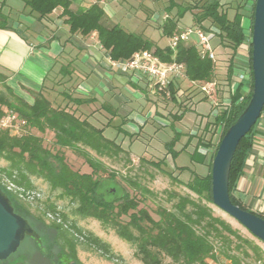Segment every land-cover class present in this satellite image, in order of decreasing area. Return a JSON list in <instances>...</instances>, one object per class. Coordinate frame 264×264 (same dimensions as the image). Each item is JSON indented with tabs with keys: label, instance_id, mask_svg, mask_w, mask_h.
Wrapping results in <instances>:
<instances>
[{
	"label": "trees",
	"instance_id": "trees-1",
	"mask_svg": "<svg viewBox=\"0 0 264 264\" xmlns=\"http://www.w3.org/2000/svg\"><path fill=\"white\" fill-rule=\"evenodd\" d=\"M20 1L23 3L25 13L35 16L39 20L46 18L53 10L61 9L60 16L63 17L72 37L76 35L80 38H86L95 33L104 53L113 60L124 61L129 59L135 52L153 50L162 61L168 62L174 58L176 62L182 63L186 77L184 81H187L189 85L180 89L184 97L181 105L185 107L181 108V112L176 111L173 114L175 121L181 120L187 109L186 106L192 102V100L189 101L192 98L191 92L197 86L192 85L191 82L214 81L217 94L223 97L230 93L234 55L245 41V33L241 25L245 0H236L233 5H228L227 2L220 3L219 0H203L200 4L198 2L189 7H180L176 5L174 0H168L167 12L170 13L173 8L177 10L174 16L168 15L161 23L162 34L170 37L178 29L179 19L187 11L196 10L192 13V21L196 26L205 31L215 28L217 32L214 33L212 38L217 39L218 46L230 50L225 53L222 60H218L215 55L214 59L202 57L192 41L178 43L174 50L169 46L165 48L157 47L140 35L125 31L118 24L108 23L103 8L96 2L85 7L81 5L73 6V0ZM254 5L255 0L251 7V24ZM230 9L234 11L232 17L227 14ZM0 19L6 24L5 17L0 15ZM80 52V46L75 43L71 51L56 57V67L47 75V84L43 85L39 92H29L32 102L21 99L8 86L0 85V109L5 108L14 111L26 121L23 131H28L25 134L10 135L7 130L0 128V157L8 161L10 167L9 171H2L9 178H12L11 173L13 171H17L20 176L19 180H12L26 188L31 187V185L27 175L23 174V169L31 175L43 178L52 189H59L62 197L70 198L72 202L76 203V207L72 211L74 217L79 219L92 218L103 226L110 227L120 239L135 248L134 256L142 264H167L165 259H169L176 264H210L209 261L214 260L211 237L218 236L222 238L223 231L237 236L236 231L232 230L228 223L219 217L213 216L212 210L207 204H212L211 164L218 144L226 130L243 111L251 96L253 83L251 43L248 51V62L251 70L250 82L247 85L248 92L244 94L243 85L238 84L234 94L230 96L231 106L221 107L217 115L209 118L203 127V130L210 132L213 129L215 130L216 126L222 125L219 142L207 163L206 174L199 175L191 172L192 178L190 181L180 182L189 192L196 195L198 200L191 199L189 195L179 196L174 204V210L162 208L156 210L157 220H154L144 207H139L140 199L131 196L114 184L113 175L108 174L107 178L103 177V172H105L103 164L95 160L88 151L81 147L88 148L98 155L109 153L115 155L125 152L120 144L104 136L105 126L110 125L113 120L112 117L107 118L103 128H100L99 125L92 123L90 120L93 116L90 115L91 113H89V116H85L82 113L83 110L80 109L84 106L88 108L94 102V98L82 97L76 92V86L81 79L79 74H76ZM218 61L225 62L224 78L219 79V81L216 79L219 75ZM177 83L170 86L172 92L178 88ZM196 89L195 93H202L199 87ZM242 96L243 100L235 105V101ZM204 98L206 97L204 96ZM101 106L106 110V105ZM100 110L97 112L99 113ZM258 121L239 142L233 155L228 180L231 202L251 213L254 212L234 198L233 191L242 175L245 159L251 151ZM32 129L40 134L46 131L52 132L56 151L52 152L48 149L43 144L41 136L30 132ZM179 139V134H176L165 144L168 154L172 158L177 156L173 146ZM205 140L202 137L197 139L195 149L190 154L192 162L205 164V154L202 153L201 149L208 148L211 144L210 139ZM64 148H68L81 156L91 171L88 173L73 171L65 162L62 153ZM138 160L142 163L146 162L143 158H138ZM146 163L157 169H161V166H163V161H147ZM181 168L189 170L188 167ZM173 178L177 181L176 177ZM130 184L133 188L141 189V186H138L134 181H130ZM142 190L144 193L148 192L144 188ZM0 191L8 198L14 211L30 224L28 220L29 211L24 203L1 185ZM48 207L50 208V206ZM50 211L54 212V208L51 207ZM256 215L264 219L263 215ZM61 217L62 224L67 222L66 215H61ZM36 219L40 221L39 218ZM62 224L52 222L49 227L56 233L57 241H63L58 244L60 254H66L64 251L65 246H68L74 253V234L81 235L82 232L74 223L69 228H64ZM70 230H73V232L71 233ZM86 241L90 246L95 247L96 250L101 251L103 255L110 258L108 245L99 238L89 234L86 236ZM243 242L249 248H253V242L247 239H244ZM69 256L70 258L66 257L68 264H80L74 255ZM233 264H237V262L234 261Z\"/></svg>",
	"mask_w": 264,
	"mask_h": 264
},
{
	"label": "rangeland",
	"instance_id": "rangeland-1",
	"mask_svg": "<svg viewBox=\"0 0 264 264\" xmlns=\"http://www.w3.org/2000/svg\"><path fill=\"white\" fill-rule=\"evenodd\" d=\"M106 1L114 12V14L109 17L106 15L108 23L118 24L125 31L138 34L143 39L151 41L153 45L157 47L165 48L169 45L170 37H166L162 34L160 25L168 15L171 17L174 16L177 9L173 8L171 12L168 13V0ZM174 1L177 6L189 7L198 2V4H200L203 0ZM249 1L252 0H245L242 10L243 15L246 17V22L248 23L246 25L247 27H251L250 15L252 6L247 4ZM91 2L92 0H73L72 5L86 7L91 4ZM226 2L229 3L228 5H233L236 3V0H226ZM6 3L13 6L15 10L12 11L11 18L5 21L10 24L11 19L18 16L16 9L22 8L23 3L20 0H7ZM7 11L8 9L5 7L1 10L2 13H7ZM193 12H196V10L191 12L187 11L184 16L179 19L178 29L196 27V24L192 21ZM227 14L229 17H232L234 11L230 9ZM1 20L2 19H0V21ZM190 41L194 44L197 43L195 36L190 37ZM217 43L218 41L216 38L210 40V45L215 57L218 58V60H222L225 53H228L230 50L223 46H216ZM244 49H246L248 53L249 47L243 48L241 46L235 54L238 56L244 55ZM78 65L81 66L79 62ZM90 68V64H87V66H84L82 69L88 72ZM222 77L224 76L217 75L216 79L219 81ZM97 80L96 76L92 74L89 83L94 84ZM176 85L178 87L176 89L177 91L187 87L189 83L183 80ZM196 88L191 92V95L197 91ZM196 95V99L186 106L187 109L179 121L173 119V114L176 111L181 112V108L185 107L181 105L184 97L179 103L175 98L166 100L163 99L162 95L158 94H150L153 99L155 97L153 100L155 102L148 101L146 96L143 100L129 101V103L126 104L128 106H125L126 109L132 112L130 113L129 119H127L129 113L127 112V114H125L120 110L119 117L113 119L110 125L105 126L104 129V136L120 144L125 151L123 153L115 155L110 153L98 155L94 151L81 146L84 150L88 151L95 160L103 164V169H105L103 177L107 178L108 174L113 175L114 184L128 192L131 196H136L140 199L141 203L139 207H144L154 220L158 219L156 215V210L158 208L174 210V204L177 202L179 196L189 195L191 199L195 201L198 200L197 196L189 192L180 182L186 183L190 181L192 178L191 172L199 175L206 174L207 163L219 142L222 125L216 126L215 130L213 129V131L210 132L203 130L208 119L213 116L211 102L207 98H204L202 93H197ZM217 97L220 101L222 95L217 94ZM189 101H191V98ZM100 104V101H98V103L92 104L88 106V108L85 106L82 107L83 111L81 110L85 116H89V113H91L90 115L93 116L90 120L96 125H100L98 122H107L106 117L99 116L97 112L100 110ZM219 110L220 109H218V111ZM30 132L41 136L43 144L52 152L56 151L52 132L46 131L40 134L33 129L30 130ZM8 133L10 135H15L13 131H8ZM20 133L25 134L28 133V131L24 132L23 129H21L19 134ZM176 134H179L180 139L173 146V150L177 152V156L172 158L170 154H168L165 144ZM199 137L211 140V144L208 148L201 149L202 153L205 154V164L192 162L190 160V154L194 151L195 144ZM184 146L185 149L183 150ZM62 153L65 162L73 171L80 173H88L91 171L84 159L72 150L64 148L62 149ZM138 158H143L146 162L163 161V166H161L162 170L152 167L146 162L142 163ZM180 167H188L189 170H183L182 168L180 169ZM9 168V162L0 157V180L11 181L17 187L22 188L25 195H33V199L28 198L21 201L28 208V220L34 231V240L25 237L17 251L6 260L0 261V264H46V260L34 251L30 254L28 263L25 261V254L31 251L32 245L41 252H45L47 246L51 248L52 252L58 250V244H61L63 241H57L56 233L49 227V224L52 222L62 224L61 215L67 216V222L62 224L64 228H69L70 225L74 223L82 232L81 235L77 233L74 234V253H72V250L68 246L64 248L65 253L74 255L80 264H142L134 256L135 248L120 239L110 227H105L92 218L79 219L74 217L72 211L76 207V203L72 202L70 198L62 197L59 189H52L43 178L31 175L25 169L22 171L23 174L27 175L31 187L26 188L23 185H18L12 180H19L20 176L17 171L11 173L12 178H9L7 174L2 171H9ZM173 177H176L177 181L174 180ZM130 181L136 182L138 186H141V189L139 190L137 187L133 188ZM142 188L148 192L144 193ZM202 202L204 203V201ZM48 206H50V208L53 207L54 212L50 211ZM207 206L211 208L214 217L223 219L237 234V236H235L223 231L222 238L218 236L211 237L210 240L213 245L214 260L212 262L209 261V263L233 264V262L236 261L237 264H264V244L213 204H207ZM36 218H39L40 221ZM70 232L72 233L73 230H70ZM89 234L99 238L108 245L110 258H107L101 251L96 250L95 247L88 244L86 236ZM244 239L253 242V248H249L243 242ZM54 242L57 246H53ZM165 262L167 264H176L169 259H165Z\"/></svg>",
	"mask_w": 264,
	"mask_h": 264
},
{
	"label": "crops",
	"instance_id": "crops-1",
	"mask_svg": "<svg viewBox=\"0 0 264 264\" xmlns=\"http://www.w3.org/2000/svg\"><path fill=\"white\" fill-rule=\"evenodd\" d=\"M6 1L0 0V15L9 20L14 9ZM93 2L98 3L108 17L114 14L106 0H92L91 3ZM219 2L225 3L226 0ZM3 7L8 9L7 13L1 12ZM16 10L18 16L12 18L10 24L0 21V85L8 86L21 99L32 102L29 92H39L47 84L46 77L55 69L56 57L71 51L76 43L81 48L79 64L83 67L90 64L91 67L87 72L83 67L77 66L76 74L81 79L76 92L82 97L94 98L93 104L100 101L99 116L115 119L119 117L121 110L125 114L129 113V119L132 112L125 108L129 101L143 100L146 96L148 101L155 102V97L153 99L148 94V89L143 84H136L128 75L109 69L104 52L96 45V35L93 38L72 37L60 16L61 9L53 10L41 20L26 14L23 6ZM247 24L246 17L243 16L242 27L247 29ZM4 25L6 26L3 27ZM247 60L246 49L244 55L235 54L233 59L234 65L238 66L245 64ZM224 65V61L217 64L218 74L221 76L224 74ZM92 74L98 79L94 84L89 83ZM232 85H236L234 78ZM244 87L247 88V85L244 84L243 89ZM196 94H192V101L196 99ZM103 104L106 105V110L101 106ZM99 123V127L103 128L104 123ZM233 196L250 211L264 216V111L256 126L252 148L245 159Z\"/></svg>",
	"mask_w": 264,
	"mask_h": 264
},
{
	"label": "water",
	"instance_id": "water-1",
	"mask_svg": "<svg viewBox=\"0 0 264 264\" xmlns=\"http://www.w3.org/2000/svg\"><path fill=\"white\" fill-rule=\"evenodd\" d=\"M252 92L236 121L221 138L211 164L212 204L243 226L264 244V219L234 205L229 197L231 162L241 139L258 121L264 107V0H255L251 24ZM30 224L18 215L0 191V261L15 253L26 236H33Z\"/></svg>",
	"mask_w": 264,
	"mask_h": 264
},
{
	"label": "built area",
	"instance_id": "built-area-1",
	"mask_svg": "<svg viewBox=\"0 0 264 264\" xmlns=\"http://www.w3.org/2000/svg\"><path fill=\"white\" fill-rule=\"evenodd\" d=\"M254 0L249 1L247 4L252 6ZM244 29V28H243ZM250 30V32H249ZM217 30L215 28H211L209 31L203 30L201 27L196 26L189 27L186 29H177L173 32V34L169 38V47L174 50L178 43H189L190 37L195 36L197 43L195 44L198 48L200 55L202 57H209L210 59H214V53L212 47L210 45V40L212 39L214 33ZM245 33V41L241 45L249 47L251 43V27L244 29ZM91 38L95 37V33H92ZM96 45L100 50H103L102 46L99 42H96ZM105 60L110 70L118 71L119 73L128 75L132 81L136 84L144 83L148 92L152 95H162L163 99L169 100L175 98L179 103L183 98L182 90H177L172 92L170 86L176 82H180L186 79L184 73V65L182 63H178L171 59V61L165 62L159 59V57L154 53L153 50H142L135 52L129 59L124 61H116L109 57V55L105 54ZM249 62L246 61L243 65H234L232 71V77L235 80L236 85H232L230 87L229 95H225L219 101L217 97L216 83L214 81L199 83V82H191V84L199 87L200 91L203 95L211 102L213 107L212 115L215 116L218 113V109L221 107H230L231 106V98L230 96L234 94L236 87L238 84H246L248 85L250 82L251 74H250ZM246 89V90H245ZM248 91L247 88L244 87V92ZM243 100V96L235 101V105L239 104ZM221 103V104H219ZM26 121L20 118L14 111L10 109H0V128L8 131H13L15 135L19 134L21 129L25 126ZM0 185L3 186L7 191L15 194L18 199L26 200L33 199L32 196L25 195V192L22 188L17 187L11 181H3L0 180ZM215 264V263H214ZM220 264V263H217Z\"/></svg>",
	"mask_w": 264,
	"mask_h": 264
},
{
	"label": "flooded vegetation",
	"instance_id": "flooded-vegetation-1",
	"mask_svg": "<svg viewBox=\"0 0 264 264\" xmlns=\"http://www.w3.org/2000/svg\"><path fill=\"white\" fill-rule=\"evenodd\" d=\"M29 238L31 240H34V237L33 236H30ZM53 246H57V244L54 242L53 243ZM57 249L58 250L56 252H52L51 248L47 246V250L45 252H41L38 248L36 249L32 245L31 246V251L29 253H26L25 254V261L29 263L30 254L34 251V252L38 253L44 260H46V264L47 263L48 264H68L66 257L67 258H70V256L67 255V254L61 255L60 254V250H59L60 248L58 247Z\"/></svg>",
	"mask_w": 264,
	"mask_h": 264
}]
</instances>
